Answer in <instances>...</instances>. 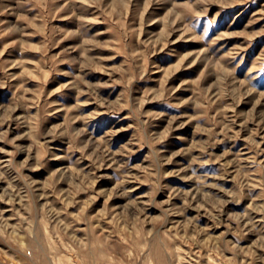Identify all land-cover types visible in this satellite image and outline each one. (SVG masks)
I'll use <instances>...</instances> for the list:
<instances>
[{
    "label": "rangeland",
    "instance_id": "374dc122",
    "mask_svg": "<svg viewBox=\"0 0 264 264\" xmlns=\"http://www.w3.org/2000/svg\"><path fill=\"white\" fill-rule=\"evenodd\" d=\"M0 264H264V0H0Z\"/></svg>",
    "mask_w": 264,
    "mask_h": 264
}]
</instances>
